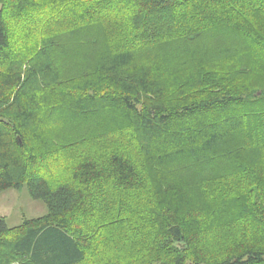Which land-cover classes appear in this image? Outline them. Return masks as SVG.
<instances>
[{
	"label": "trees",
	"instance_id": "1",
	"mask_svg": "<svg viewBox=\"0 0 264 264\" xmlns=\"http://www.w3.org/2000/svg\"><path fill=\"white\" fill-rule=\"evenodd\" d=\"M53 141L83 149L57 185ZM24 185L46 214L0 219V264H264V0H0V193Z\"/></svg>",
	"mask_w": 264,
	"mask_h": 264
},
{
	"label": "rangeland",
	"instance_id": "2",
	"mask_svg": "<svg viewBox=\"0 0 264 264\" xmlns=\"http://www.w3.org/2000/svg\"><path fill=\"white\" fill-rule=\"evenodd\" d=\"M41 8L42 7H40V9ZM38 18V11L32 10L30 11L29 16L24 19L26 26L31 25V27H28V30L31 33L34 31L32 25L38 24ZM12 21L13 24L18 23V21L15 22L14 19ZM21 26L16 29L14 39L19 42L20 46H30L33 36H31L30 33L31 37H26L21 29ZM35 39L38 38L35 36ZM247 58L250 62H252V60L254 61V57L250 58V56H248ZM51 146L53 148L50 151V154L46 155L47 158L42 160L36 169L39 174L46 177L47 181L51 185H57L68 175V170L74 163L71 158H76V156L80 157V153L83 152V149H78L75 154H69L74 149L70 145L53 141ZM45 214V204L41 200L32 199L28 193L26 185L18 190L9 189L0 193V219H4L8 228L18 227L25 221L40 218ZM222 249H224L223 246H221L220 250ZM113 253L114 257H122L121 255H117L116 252Z\"/></svg>",
	"mask_w": 264,
	"mask_h": 264
}]
</instances>
